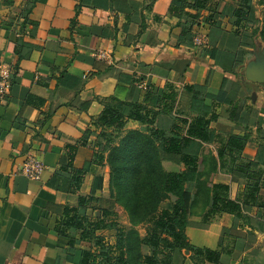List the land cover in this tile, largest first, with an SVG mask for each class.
<instances>
[{"label":"crops","instance_id":"0c3cea01","mask_svg":"<svg viewBox=\"0 0 264 264\" xmlns=\"http://www.w3.org/2000/svg\"><path fill=\"white\" fill-rule=\"evenodd\" d=\"M167 3L157 0L149 7L147 0H0V64L13 67L10 92L0 106V264H75L67 259L70 237L57 232V223L65 207H77L79 195L69 192L70 173L62 172L60 163L69 145L77 146L75 169L93 159L95 137L82 143L106 102H130L135 88L141 90L142 102L150 84L177 94L176 107L189 112L185 87L219 90L225 77L236 83L231 73L182 39ZM100 52L108 57L100 59ZM245 69L246 64L235 72ZM253 88L244 98L250 118L242 112L244 120L236 125L228 119V107L219 105L218 120L211 124L220 134L252 130L242 156L246 160H254L256 128H264V85ZM196 143L201 159L217 158L220 143ZM31 153L45 165L38 181L20 173ZM98 175L107 196L109 169L104 166L91 169L79 194L89 195ZM212 180L231 183L221 172ZM87 214L94 221L98 212L89 209ZM216 223L231 228L235 219L224 214ZM247 244L245 251L234 252L230 264H264V233L250 235ZM77 248L93 250V243L81 242Z\"/></svg>","mask_w":264,"mask_h":264},{"label":"trees","instance_id":"16d2710c","mask_svg":"<svg viewBox=\"0 0 264 264\" xmlns=\"http://www.w3.org/2000/svg\"><path fill=\"white\" fill-rule=\"evenodd\" d=\"M147 1L152 7L157 0ZM224 2L168 0L167 13L178 19L182 39L192 45L194 28L206 24L210 48L202 52L234 74L248 55L246 49L254 48L257 39L264 43V10L260 19L253 0H238L235 6ZM258 5L264 8V0ZM224 19H228L227 26ZM253 85L247 82L235 95L231 93L236 83L226 77L219 90L208 85L185 87L192 116L186 114L184 127L174 125L169 133L156 123L161 115L174 112L175 93L147 84L142 102L138 88L130 102H106L82 143L91 136L96 138L93 159L75 169L77 146L69 145L60 163V170L70 173L69 192L79 195L77 207H65L57 223V232L70 237L67 259L75 264H185L187 260L192 264H230L235 251H245L250 235L264 233V128H256L254 160H246L242 156L252 141V130L246 127L242 135L232 131L220 134L211 124L218 120L215 108L219 105L228 107L229 120L241 123L242 112L245 116L250 113L244 98L254 90ZM129 122L138 123L141 129L128 132L114 145ZM214 141L220 143L217 158L208 159L204 172L200 167L207 159L190 147ZM106 164L111 170L107 196L102 194V175L94 178L89 195L79 194L91 169ZM218 172L230 176L231 183H213ZM118 207L128 217V230L117 220ZM89 209L98 212L94 221L87 214ZM224 214L234 217L231 228L216 223ZM194 215L199 218L196 224L190 221ZM138 226H145V235L139 234ZM103 231L115 232V245L108 244ZM81 242H92L93 250L77 248ZM143 247L151 253L143 254Z\"/></svg>","mask_w":264,"mask_h":264},{"label":"rangeland","instance_id":"374dc122","mask_svg":"<svg viewBox=\"0 0 264 264\" xmlns=\"http://www.w3.org/2000/svg\"><path fill=\"white\" fill-rule=\"evenodd\" d=\"M215 1H219V0H215ZM237 1L238 0H225L224 3H226L228 5H234L235 6ZM258 1L259 0H253V3L255 4L256 9H257V16L261 19L262 18V12H263L264 8L258 5ZM255 46L256 47L251 48L252 50L246 49L248 52V55H246V57L244 59V64H242L240 66V69L241 68L243 69V65L246 64V66H247L248 64L254 63L257 60H260L264 63V43L257 39L255 41ZM237 69H239V67ZM229 75L231 76L232 79H234V78L236 79V86H234L235 87L234 91L231 93V94L235 95V92L237 91V89L243 87L248 81L246 80L245 71H243V70L240 71V73L235 72L234 74H229ZM251 84H253V83H251ZM246 86H248V85H246ZM246 86H244L243 89L246 88ZM144 89L146 90L147 86H145ZM247 102H248V100L245 101V103H247ZM189 113L190 112L185 111L183 108L180 109L178 107H175L174 112L172 114L161 115L157 120L156 126H158L159 129L165 130L167 133L170 132V130L173 128L174 125H177V126L183 128L184 125L182 123V119L185 118L186 114H189ZM190 116H192L191 113H190ZM246 118H250V115L246 114ZM140 129H141L140 126H135V125H131V124L127 125L126 128L124 130H122L119 139H118V137H117V139H115L116 142L114 145L119 144V142L122 140L123 137H125L127 135L128 132H133V131L140 130ZM95 142H96V138H95ZM101 142L104 144L105 141L102 140ZM196 144L197 143H194L190 147V150H192L193 152L197 151V148H196L197 145ZM208 166H209V162H208V158H207L206 163H204V165H201L200 169L205 172L207 170ZM104 167H108L109 174H110L111 170H110L109 165L106 164ZM116 211L118 214L117 220H118L120 226L128 230L130 228V224H129L128 217H127L126 213L124 212V210L121 207H118L116 209ZM196 216L197 215H194L192 217V219H190L192 224H196L198 222L199 218L197 219ZM192 226L195 227V225H192ZM136 229L141 236L145 235V226H138ZM115 236H116L115 232L113 231L112 234L109 235V237L108 236L106 237V239H108L107 240L108 244H111L110 241L112 239L113 244H111V245H115V240H116ZM142 253L143 254H150L151 249H149L147 247H143Z\"/></svg>","mask_w":264,"mask_h":264},{"label":"built area","instance_id":"2783aa9c","mask_svg":"<svg viewBox=\"0 0 264 264\" xmlns=\"http://www.w3.org/2000/svg\"><path fill=\"white\" fill-rule=\"evenodd\" d=\"M207 29L209 27L204 23L200 24L199 28H194L192 49L195 52H202L210 48L209 32ZM97 56L100 59H106L108 57L104 52H100ZM12 72L13 67L11 65L5 63L0 64V106L5 103L7 95L10 92ZM44 171V163L36 154L31 153L27 155L20 173L29 180L38 181Z\"/></svg>","mask_w":264,"mask_h":264},{"label":"water","instance_id":"95a60500","mask_svg":"<svg viewBox=\"0 0 264 264\" xmlns=\"http://www.w3.org/2000/svg\"><path fill=\"white\" fill-rule=\"evenodd\" d=\"M246 80L253 84L264 85V63L260 60L248 64L245 69Z\"/></svg>","mask_w":264,"mask_h":264}]
</instances>
